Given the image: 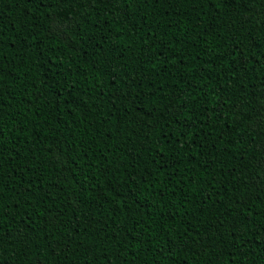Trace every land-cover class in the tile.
Returning a JSON list of instances; mask_svg holds the SVG:
<instances>
[{
    "label": "trees",
    "instance_id": "1",
    "mask_svg": "<svg viewBox=\"0 0 264 264\" xmlns=\"http://www.w3.org/2000/svg\"><path fill=\"white\" fill-rule=\"evenodd\" d=\"M0 264H264V0H0Z\"/></svg>",
    "mask_w": 264,
    "mask_h": 264
}]
</instances>
